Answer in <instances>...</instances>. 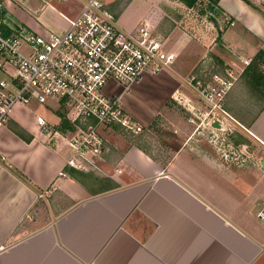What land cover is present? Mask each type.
<instances>
[{"label":"crops","instance_id":"1","mask_svg":"<svg viewBox=\"0 0 264 264\" xmlns=\"http://www.w3.org/2000/svg\"><path fill=\"white\" fill-rule=\"evenodd\" d=\"M134 1L105 2L122 22ZM84 2L0 0V29L61 31ZM253 2L196 0L187 7L180 0H142L133 23L120 26L147 22L177 62L142 74L129 91L118 84L112 97L147 128L186 87L201 58L208 55L229 74L243 71V61L264 50V0ZM54 106L16 104L0 128V264H264V219L257 217L264 205V102L240 124L254 147L242 143L253 159L238 169L210 152L197 154L191 138L163 163L146 148L113 139L114 127L103 133L96 167L74 169L36 123L43 116L63 130Z\"/></svg>","mask_w":264,"mask_h":264},{"label":"built area","instance_id":"2","mask_svg":"<svg viewBox=\"0 0 264 264\" xmlns=\"http://www.w3.org/2000/svg\"><path fill=\"white\" fill-rule=\"evenodd\" d=\"M66 21L63 30L42 34L22 26L10 34L0 29V69L5 74L0 79V128L16 104L61 106L66 110L69 128L57 129L39 115L36 123L58 152L66 151L65 165L87 170L96 167L105 151L104 129L119 126L137 133L144 128L126 115L118 98L104 93V87L112 81L129 91L142 74H159L167 69L177 54L166 48L165 38L158 36L147 22H140L131 30L121 27L105 0H85L80 12L66 17ZM249 62L243 61L245 65ZM213 78L224 87L221 92L201 86L194 81L195 76L188 79L187 85L199 95L198 104L213 103L216 94L221 101L232 85L216 74ZM173 98L177 100V94ZM185 104L200 110L187 103V97ZM217 107L228 115L221 106ZM210 113L212 110L201 115L208 119ZM214 121L221 127L212 126ZM226 126L225 117L213 115L203 128L218 137L216 133L223 132ZM226 145L228 149H222L229 150L224 153L226 160L229 156L240 167L252 163L253 156L245 146L237 155L230 149L233 145ZM242 155L246 158L240 159ZM257 217L264 219V205Z\"/></svg>","mask_w":264,"mask_h":264},{"label":"rangeland","instance_id":"3","mask_svg":"<svg viewBox=\"0 0 264 264\" xmlns=\"http://www.w3.org/2000/svg\"><path fill=\"white\" fill-rule=\"evenodd\" d=\"M105 1H107V3H110L111 1L114 3V0ZM134 2L135 3L131 6V8H128L123 12L122 22L128 21L133 23L134 18L137 16V11L141 12L142 0H136ZM122 22H118V24L122 25ZM159 29L162 31L161 28ZM159 29L157 28V30ZM201 59V62L198 64L197 68L192 71L190 77L195 76V82H200L201 86H204L207 89L211 87L215 88L216 91L219 92H221V88L224 89V87L220 84V81L213 78V74L230 81L232 85L223 96L224 100L222 99L219 101L216 94L214 95L213 103H207L204 101L202 105L198 104L199 95L195 92V90H191L192 87L190 88V86L186 84L185 88H180L177 91V100L172 98L164 106L162 113L156 118L152 125L147 128H143L141 132L137 133H133L131 131L127 132L120 127H116L115 129L113 128L115 131L112 133L113 139L118 136L128 143L139 146L140 148H146L152 156L165 163L170 160L175 149L180 146V143L184 142V138H191L189 145L196 150L195 152L197 154H204L206 156L205 152H210L209 154L213 155L214 159L219 162H228L227 160H231V162H233V158H229V156L226 157L227 160L224 158V153L228 154L229 150L224 151L222 149H228L226 145L228 143L234 147L230 149L239 155L240 149H242V143L250 140L240 124H242V122L244 124L247 123L254 113L262 106L264 102V91H256L253 88L251 83V69H244L243 71L237 70L234 72L231 71L230 75L229 72H225L224 67L214 62L208 55ZM181 60L185 61L183 57ZM262 70L264 75V67H262ZM4 77L5 75L0 69V79ZM195 82H193V84H195ZM234 82L235 86H233ZM119 90V85L112 81L109 82L103 89L104 93L108 96L116 94ZM183 91H185V93ZM184 94L187 97V103L189 102L191 105L200 108V110L187 106L185 104L186 97H184ZM222 102L230 108L229 111H227L229 115L223 114L219 111L217 106L222 107ZM53 104H49V106H53ZM54 107L57 112L56 115H58L61 121L67 120L65 117L66 110L61 106L55 105ZM210 110H212L210 117L205 119L203 115H205L206 112H210ZM47 111L51 112V110ZM193 113H197L200 116V119L195 118ZM201 113L203 115H201ZM213 115L226 118L227 126L223 132L216 133L218 137L203 128L204 124ZM190 118H192L194 122H190ZM184 123L187 124H185L186 129L180 131L178 128ZM60 125L61 122L59 124V128H61ZM69 127L70 125L61 129H67ZM113 129H104V134L106 135L107 133H110ZM249 143H251V148H253V142L251 141ZM218 147L221 149L219 150ZM239 157L240 159L246 158L245 155ZM234 165L236 166L235 168L238 169L239 166L236 163H234ZM92 188H98V184L92 183Z\"/></svg>","mask_w":264,"mask_h":264},{"label":"trees","instance_id":"4","mask_svg":"<svg viewBox=\"0 0 264 264\" xmlns=\"http://www.w3.org/2000/svg\"><path fill=\"white\" fill-rule=\"evenodd\" d=\"M185 6L190 7L196 0H180ZM248 4H254L253 0H244ZM258 3V2H257ZM263 5L258 3V6ZM262 67H264V50H259L251 59L249 65L245 69H251V83L253 88L256 91H264V75ZM59 114V113H58ZM69 122L67 120L61 121V128H66V126H69ZM119 126H114V128Z\"/></svg>","mask_w":264,"mask_h":264},{"label":"flooded vegetation","instance_id":"5","mask_svg":"<svg viewBox=\"0 0 264 264\" xmlns=\"http://www.w3.org/2000/svg\"><path fill=\"white\" fill-rule=\"evenodd\" d=\"M224 112H225V110L223 109V108H221ZM200 113V112H199ZM226 113V112H225ZM202 114V113H201ZM193 116L195 117V118H197V119H200V116L197 114V113H193ZM204 118H206V116L204 117Z\"/></svg>","mask_w":264,"mask_h":264},{"label":"water","instance_id":"6","mask_svg":"<svg viewBox=\"0 0 264 264\" xmlns=\"http://www.w3.org/2000/svg\"><path fill=\"white\" fill-rule=\"evenodd\" d=\"M212 126L216 127V128H220V124L217 121H214Z\"/></svg>","mask_w":264,"mask_h":264}]
</instances>
